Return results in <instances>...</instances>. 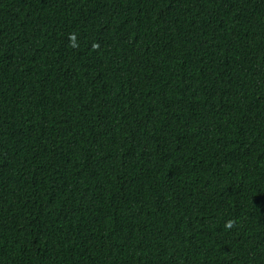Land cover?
Segmentation results:
<instances>
[{
    "label": "trees",
    "instance_id": "obj_1",
    "mask_svg": "<svg viewBox=\"0 0 264 264\" xmlns=\"http://www.w3.org/2000/svg\"><path fill=\"white\" fill-rule=\"evenodd\" d=\"M0 264H264V0H0Z\"/></svg>",
    "mask_w": 264,
    "mask_h": 264
},
{
    "label": "clouds",
    "instance_id": "obj_2",
    "mask_svg": "<svg viewBox=\"0 0 264 264\" xmlns=\"http://www.w3.org/2000/svg\"><path fill=\"white\" fill-rule=\"evenodd\" d=\"M228 226H229V227H231V226H232V225H231V222H229Z\"/></svg>",
    "mask_w": 264,
    "mask_h": 264
}]
</instances>
